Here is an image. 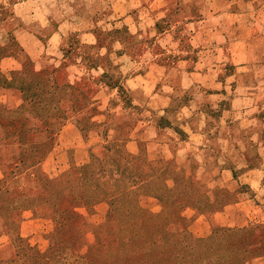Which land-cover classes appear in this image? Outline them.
<instances>
[{"label":"rangeland","instance_id":"rangeland-1","mask_svg":"<svg viewBox=\"0 0 264 264\" xmlns=\"http://www.w3.org/2000/svg\"><path fill=\"white\" fill-rule=\"evenodd\" d=\"M89 70L78 74L71 67L62 77L81 86L84 75L101 73ZM98 80L110 83L91 80L97 87L89 96L99 111L91 120L103 122L107 109L113 123L122 122L129 106L114 92L100 91ZM63 107L68 110L67 103ZM68 112L51 144L35 153L27 139L22 164L6 168L0 178L9 242L22 239L11 242L12 254L31 262V255H61L62 264H264V210L258 211L260 202L238 180L213 175L222 159L213 137L206 146L188 148L185 135L159 125L158 117L134 114L138 121L130 132L81 133L73 121L80 113ZM42 133L33 138L44 142ZM167 139L175 146L165 147ZM83 174L96 179L82 183ZM247 202L250 220L241 209Z\"/></svg>","mask_w":264,"mask_h":264},{"label":"crops","instance_id":"crops-1","mask_svg":"<svg viewBox=\"0 0 264 264\" xmlns=\"http://www.w3.org/2000/svg\"><path fill=\"white\" fill-rule=\"evenodd\" d=\"M9 1L0 0V114L21 105L12 78L27 62L101 72L81 86L107 75L139 110L122 114L172 115L167 127L188 148L213 137L222 157L213 175L238 180L264 210V0H14L2 11ZM241 209L250 220V203ZM8 242L0 216V248Z\"/></svg>","mask_w":264,"mask_h":264},{"label":"trees","instance_id":"trees-1","mask_svg":"<svg viewBox=\"0 0 264 264\" xmlns=\"http://www.w3.org/2000/svg\"><path fill=\"white\" fill-rule=\"evenodd\" d=\"M68 54H70V50L64 52V55ZM63 70L62 68H45L36 71L32 67L31 62H27L21 72L13 76L12 83H16L17 88L21 91L22 103L18 108L4 110L0 114V126L2 128L0 132V145L4 144L10 147L8 153L6 152L7 162L5 164V170L6 168L17 169L19 164H22L23 153L20 150L25 147L27 139L32 140L30 146L34 149L35 153L39 147L51 144L55 133L59 131L64 125L63 122L67 120L66 115L69 113L68 111H71L70 113H80V116H76L73 121L81 133H85L90 128L98 132H104V136L106 135V137L110 131L115 134V131L125 130L127 127L129 128L127 132H130L136 121H138V119H133L134 115L132 113H127L121 114L122 122H116L114 120L113 123L112 119L115 115L109 114V111L105 112L103 122L97 123L92 121L91 117L99 113L92 101V97L89 96L92 88L87 85L83 87L75 83L71 84L62 77ZM106 77L107 75H103L101 78ZM109 82V87L118 88L117 95L124 107L129 106L128 108H133L129 91L118 86L117 81L112 83L111 78ZM64 103L68 104L67 111L63 107ZM133 110L139 111L136 108H133ZM158 122L159 125L169 126V123L165 120V116L158 118ZM39 132H43V138L41 139L44 142L33 138L34 134ZM110 139L107 141L109 151L114 146V136L113 139ZM116 146L118 147V143ZM142 153L145 154V151H142ZM91 157L95 161V157L93 155ZM143 159L145 160V164H147V158L143 156ZM85 176L83 174L82 177H79L82 183L87 179H90L87 181L96 179H91L92 175L89 178ZM113 193H110V195ZM0 216L3 221V229L6 232L8 230V222L5 219L1 203ZM15 240L22 241V239L16 236L10 239V244L0 248V264H62L63 258L61 255H45L43 259L39 255H31L29 256L32 257L31 262L23 259L22 255H16L14 252L12 254L10 250L13 251V244L11 242ZM76 256L82 261H87L85 255ZM100 256L96 255L97 258Z\"/></svg>","mask_w":264,"mask_h":264}]
</instances>
